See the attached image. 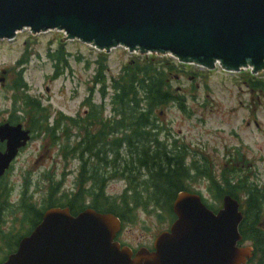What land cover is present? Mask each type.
Wrapping results in <instances>:
<instances>
[{"label": "water", "instance_id": "water-1", "mask_svg": "<svg viewBox=\"0 0 264 264\" xmlns=\"http://www.w3.org/2000/svg\"><path fill=\"white\" fill-rule=\"evenodd\" d=\"M22 30H60L100 50L168 53L206 68L215 61L233 71L264 68V0H0V40ZM27 140L20 125L0 126V175ZM171 210L176 219L153 251L140 248L132 257L113 242L120 228L114 215L52 208L2 264H245L251 256L250 247H237L242 215L230 196L213 213L181 191Z\"/></svg>", "mask_w": 264, "mask_h": 264}, {"label": "trees", "instance_id": "trees-1", "mask_svg": "<svg viewBox=\"0 0 264 264\" xmlns=\"http://www.w3.org/2000/svg\"><path fill=\"white\" fill-rule=\"evenodd\" d=\"M28 53L25 49L16 61L19 69L8 87L15 92L12 109L20 111L23 119L27 117V128L31 132L36 136L42 133L50 145L57 146L66 163L71 160L79 162V169L75 178L77 188L72 194L62 191L56 197L60 182L49 178L47 203L38 207L26 201L27 216L21 223L30 222L34 227L43 209L56 206H66L72 214L92 208L114 214L124 224H133L137 211L153 214L160 220L169 219L166 216L169 214V220H172L171 205L176 194L195 192L192 185L206 180L208 192L215 200L221 201L224 195L237 200L243 214L238 226L241 243L248 242L253 249L248 264H264V229L258 225L264 212V187L248 181L247 176L240 174L239 168L234 166L229 170L222 168L215 175L211 164L205 158H197L196 153L184 144L159 140L158 135L164 128L158 120V113L168 105L185 113L184 98L169 83V75L177 73L169 61L154 57L130 60L116 76L108 77L107 55L97 53L88 96L82 101L85 112L77 117L58 113L49 125L47 108L39 99L24 93L26 84L22 74L29 61ZM46 56L52 62L51 80L65 72L71 74L69 54L64 44L59 43L53 51L47 50ZM80 59V56L76 57V61ZM86 63L88 67L90 62ZM245 80L252 89H264L262 80ZM20 89L22 94L18 93ZM94 91L103 102L99 106L91 101ZM105 104L110 112L107 118L103 116ZM113 179L124 181L125 188L119 196L109 198L103 188L108 180ZM86 198L90 199L88 204ZM6 206V201L0 202V214ZM208 207L212 209V206ZM29 231L30 228L25 233ZM4 235H0L2 240Z\"/></svg>", "mask_w": 264, "mask_h": 264}, {"label": "rangeland", "instance_id": "rangeland-1", "mask_svg": "<svg viewBox=\"0 0 264 264\" xmlns=\"http://www.w3.org/2000/svg\"><path fill=\"white\" fill-rule=\"evenodd\" d=\"M59 40L62 38L56 31L31 35L26 30L17 33L12 40H0V124L10 118H19L16 123H21L24 130L27 129V117L23 119L20 111L12 109V96L15 92L8 88L19 69L15 65L16 61L22 57L25 49L29 51V61L22 74L26 84L24 93L39 99L42 106L47 108L49 125L58 113L77 117L85 112L86 107L82 106V101L88 96L96 53L79 42H66L64 46L69 54L71 74L65 72L56 80H51L52 62L47 59L46 53L47 50L53 51ZM77 56L81 57L80 61H76ZM147 57L130 55L121 49L113 50L107 54V76H116L120 68L130 60L141 61ZM87 61L90 62L88 67ZM173 64L177 63L174 61ZM177 67V73L169 75V83L175 92L185 96V113L173 105L164 107L158 113V120L164 128L158 135L160 142L177 141L184 144L196 153L197 158H205L215 175L222 168L229 170L234 166L239 168L240 174L247 176L248 181L264 187V89H250L244 79V76L249 77L246 71L228 74L218 70L208 72L196 67ZM255 78L264 81V72L255 74ZM21 92L20 89L18 93ZM91 101L95 106L103 103L96 91ZM103 116L110 117L106 104L103 105ZM31 134L30 140L11 162L0 183L10 190V204H16L21 192L25 190L36 205L38 203L39 207H43L47 203L45 198L50 184V180H44V175L53 182H61L60 192H72L79 162L71 160L66 163L59 155L58 147L50 145L45 135ZM124 188V181L113 179L106 182L103 192L107 197L114 198ZM207 188L206 180L192 185V189L203 198L204 204L212 206L214 210L208 208L216 211L221 207V202L215 200ZM89 200L86 198V204ZM13 206L0 215V232L15 233L5 236L4 240L0 239V248L4 250L0 252V261L7 251L15 247L17 239L22 235L16 234L21 232V227L19 223H14L13 218L16 216L20 220L22 213L17 211L16 214ZM166 216L170 219L169 214ZM170 223L167 218L160 220L153 214L137 211L136 221L124 224L119 241L134 250L141 246L149 249L155 236L167 230ZM22 225L25 229L32 227L30 222L24 221ZM258 225L264 229V212ZM240 244L250 245L248 242Z\"/></svg>", "mask_w": 264, "mask_h": 264}, {"label": "flooded vegetation", "instance_id": "flooded-vegetation-1", "mask_svg": "<svg viewBox=\"0 0 264 264\" xmlns=\"http://www.w3.org/2000/svg\"><path fill=\"white\" fill-rule=\"evenodd\" d=\"M0 146H1V150L0 151L1 152H4V146H5V144L0 142Z\"/></svg>", "mask_w": 264, "mask_h": 264}]
</instances>
